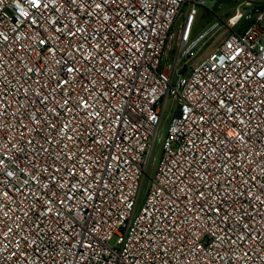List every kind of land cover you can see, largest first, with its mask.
I'll use <instances>...</instances> for the list:
<instances>
[{
  "label": "built area",
  "instance_id": "built-area-1",
  "mask_svg": "<svg viewBox=\"0 0 264 264\" xmlns=\"http://www.w3.org/2000/svg\"><path fill=\"white\" fill-rule=\"evenodd\" d=\"M262 73L264 0H0V264H264Z\"/></svg>",
  "mask_w": 264,
  "mask_h": 264
},
{
  "label": "rangeland",
  "instance_id": "rangeland-1",
  "mask_svg": "<svg viewBox=\"0 0 264 264\" xmlns=\"http://www.w3.org/2000/svg\"><path fill=\"white\" fill-rule=\"evenodd\" d=\"M239 4V1H227L224 4L223 8H219V6L215 7L212 10L208 11L207 9L201 8L199 15L197 17V21L195 23L194 28V35H198L199 33L203 32L204 30H207L213 26L217 21L219 22H227L229 17H231L234 14V10L236 6ZM251 4H247L244 8H242L243 12H246L250 8ZM227 31H225V28L223 29H213L211 33H209L208 37L205 40L206 46H209L207 49V52L214 50L219 46V44L222 42L223 38L225 37ZM165 126L161 125L157 136H156V142L155 146L152 150L148 167H147V174L148 176L144 177L140 196H139V202L137 204V210L142 206L143 200L145 197V192L150 184V177L154 176L156 167L158 165L159 159L161 157V143L163 140V136L165 134Z\"/></svg>",
  "mask_w": 264,
  "mask_h": 264
},
{
  "label": "snow or ice",
  "instance_id": "snow-or-ice-1",
  "mask_svg": "<svg viewBox=\"0 0 264 264\" xmlns=\"http://www.w3.org/2000/svg\"><path fill=\"white\" fill-rule=\"evenodd\" d=\"M37 4H38V0H37ZM262 75H264V73H262Z\"/></svg>",
  "mask_w": 264,
  "mask_h": 264
}]
</instances>
